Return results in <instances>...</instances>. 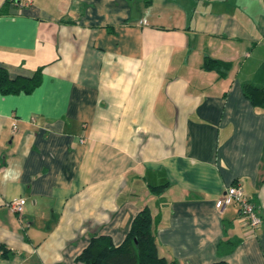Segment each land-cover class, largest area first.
Instances as JSON below:
<instances>
[{"label":"crops","instance_id":"crops-1","mask_svg":"<svg viewBox=\"0 0 264 264\" xmlns=\"http://www.w3.org/2000/svg\"><path fill=\"white\" fill-rule=\"evenodd\" d=\"M0 66L42 68L0 90V264H75L145 207L177 264H264V0H0Z\"/></svg>","mask_w":264,"mask_h":264},{"label":"trees","instance_id":"trees-1","mask_svg":"<svg viewBox=\"0 0 264 264\" xmlns=\"http://www.w3.org/2000/svg\"><path fill=\"white\" fill-rule=\"evenodd\" d=\"M217 60L205 58V68H212ZM42 68L31 77H11L8 70L0 66V90L3 93L32 92L41 82ZM246 96L252 103L264 108V86L247 82ZM152 191L160 192L161 186ZM75 264H177L174 259L161 255L157 234L153 227V213L145 207L134 218L124 242L117 246L109 235L92 237L89 245L77 257Z\"/></svg>","mask_w":264,"mask_h":264},{"label":"built area","instance_id":"built-area-1","mask_svg":"<svg viewBox=\"0 0 264 264\" xmlns=\"http://www.w3.org/2000/svg\"><path fill=\"white\" fill-rule=\"evenodd\" d=\"M18 4L27 5L30 0H12ZM26 199L24 197L10 201L8 205L16 213H22ZM236 203L239 206V216L242 223L248 227L249 233H254L256 227L262 223V217L257 212L255 205L251 202L250 197L245 193L243 187L239 184H233L227 187L224 193L217 199L216 207L219 212L223 213L225 209Z\"/></svg>","mask_w":264,"mask_h":264}]
</instances>
